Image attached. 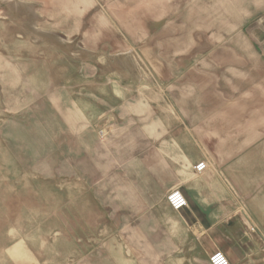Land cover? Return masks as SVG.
<instances>
[{
	"label": "rangeland",
	"instance_id": "374dc122",
	"mask_svg": "<svg viewBox=\"0 0 264 264\" xmlns=\"http://www.w3.org/2000/svg\"><path fill=\"white\" fill-rule=\"evenodd\" d=\"M90 10L79 18L65 0H0V264H218L213 252L225 255V246L235 264H264V151L247 159L251 178L226 185L243 208L227 219L244 230L222 222L179 249L154 231V213L165 210L159 186L147 187L155 206L139 216L129 199L138 183L118 177L128 168L105 181L91 177L92 148L116 129L157 128L159 144L186 131L185 109L193 99L202 107L199 86L210 73L222 83L207 102L221 92L230 111H264V101L256 102L264 96V58L244 55L241 71H219L222 41L189 40L190 55L177 56L176 40L159 39L167 35L159 25L147 24L148 38L138 40L107 24L105 7ZM226 63L235 64L230 56ZM196 64L208 71H193ZM251 122L244 115L237 124Z\"/></svg>",
	"mask_w": 264,
	"mask_h": 264
},
{
	"label": "crops",
	"instance_id": "0c3cea01",
	"mask_svg": "<svg viewBox=\"0 0 264 264\" xmlns=\"http://www.w3.org/2000/svg\"><path fill=\"white\" fill-rule=\"evenodd\" d=\"M98 5L107 9V24L121 25V29L132 31L135 34L133 37L138 40L148 38L147 24L159 25L162 34H167L159 39L176 40L174 48L177 53L174 55L177 56L190 55L192 48L189 40L202 39L208 44H211V40L222 41L224 45H219L218 56L224 63H219V66L222 65L219 71H227V66L229 72L241 71L242 65L239 63L244 55L264 58V0H65V6H69L76 17L87 14ZM77 20L72 22H83ZM99 36L97 33L96 38ZM184 40L187 41L186 46ZM163 47V42L156 45V49ZM227 56L233 59L234 66L226 63ZM166 65L171 71L180 70L177 64ZM168 67L157 68L167 71ZM195 68L193 71H208L198 69V64ZM209 75L215 82L208 80L209 84L206 85L202 79L204 85L199 86L203 95L202 107L199 104L196 106L194 99L191 103L193 106L188 104L184 117L187 121L186 131L174 130L170 142H156L161 139L157 128L139 129L136 132L123 128L112 131L106 141H97L92 148V182H98L100 178L105 181L113 169L128 168V172L118 177L125 183H138V192H132L129 199L130 203L137 201L133 205L137 206L139 216L155 206L150 203L153 193L146 190L147 187L159 186L160 200L165 210L164 217L154 213V231L163 233L164 240L169 241L172 249L182 248L181 240L185 246L195 239L203 237L204 240L209 237L208 232L214 231L222 222L225 223L224 227L237 223L244 230L238 219H227L242 214L243 208L237 207L240 200L234 199L226 185L239 182V177L242 179L244 174L251 178L253 173L248 170L247 159L252 158L253 153L259 156L264 151V111L256 108L246 112L242 107L241 111H230L228 101L221 96V92L217 93L218 99L207 102L206 96H210L216 84L222 83L216 74ZM262 84L260 87H264V80ZM189 100L187 103L191 102ZM262 101L264 96L257 97L256 102ZM236 102L239 105L241 99L236 98ZM244 115L254 122L242 129V124H237V121H241ZM200 161H205L207 168L197 173L193 167ZM254 166L259 168V163ZM234 177H238V180H232ZM173 189H180L187 200V207L180 211L172 210L165 200L167 193ZM251 214L256 215L257 212L252 211ZM136 229L142 238L141 219ZM204 252L209 255L207 251ZM216 252L218 264L239 262V258L233 261L230 247L225 246V255L219 250L213 254Z\"/></svg>",
	"mask_w": 264,
	"mask_h": 264
},
{
	"label": "built area",
	"instance_id": "2783aa9c",
	"mask_svg": "<svg viewBox=\"0 0 264 264\" xmlns=\"http://www.w3.org/2000/svg\"><path fill=\"white\" fill-rule=\"evenodd\" d=\"M206 168H207V163L204 161H200L193 167V169L197 173L203 172L204 170H206ZM165 200L168 206L174 211H180L186 208L188 205L185 196L178 189H173L169 191L165 197Z\"/></svg>",
	"mask_w": 264,
	"mask_h": 264
},
{
	"label": "bare ground",
	"instance_id": "6f19581e",
	"mask_svg": "<svg viewBox=\"0 0 264 264\" xmlns=\"http://www.w3.org/2000/svg\"><path fill=\"white\" fill-rule=\"evenodd\" d=\"M15 248H16V246H15ZM17 248H18V246H17Z\"/></svg>",
	"mask_w": 264,
	"mask_h": 264
}]
</instances>
